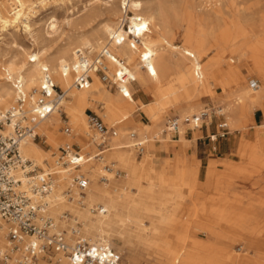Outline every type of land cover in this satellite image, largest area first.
<instances>
[{
	"label": "bare ground",
	"instance_id": "bare-ground-1",
	"mask_svg": "<svg viewBox=\"0 0 264 264\" xmlns=\"http://www.w3.org/2000/svg\"><path fill=\"white\" fill-rule=\"evenodd\" d=\"M7 4L8 7H0L1 29L21 24L31 37L33 48L21 49L14 57L0 55V111L10 110L16 102L17 94L11 84L15 77L22 81L27 93L36 96L47 69L54 82L66 92V98L61 108L39 125V133L46 136L49 145L55 149L76 143L84 151L92 152L99 142L98 134L86 117V110L92 109L106 124L117 129L116 136L108 141L109 151L116 163L129 172L130 179L119 184L106 165L108 158L104 155L95 158L82 168L88 185L81 191L72 186V171L56 169L55 165L48 169L46 172L56 170L58 173L53 190L44 201L51 217L53 214L55 230L67 231V238L75 241L73 229L80 228L84 238L91 243L108 245V249H113L109 244L112 239H119L122 250L133 257L127 264H264V248L260 246L264 229H258L261 223H246L248 230L239 233L243 217L229 218L223 213L221 205L230 203L232 209L238 205L234 206L229 199L223 200V197L231 198L232 194L218 177L215 164H209L205 171L200 166L190 177L181 176V182L187 186L185 190L178 183V176L170 174L167 160L160 169L150 163L153 158L150 152L156 143L182 142L186 146L189 130L197 132L203 122H209L215 108L203 105L204 96L222 109L230 133L247 134L254 126L261 129L252 136V141L239 148L237 162L263 161L264 123L254 125L251 118L258 110L264 112V87L257 89L247 85L243 67L251 63L264 81V21L249 31L227 24L205 28L202 32L192 27L188 40L178 46L169 33L166 11L172 19L192 18L186 12L188 9H182L181 3L153 9L141 0H111L106 2L112 15L111 22L95 29L92 21H85L81 29L86 30L80 32L77 42L56 47L53 45L59 32L56 21L48 25L50 40L39 42L35 37L30 20L37 3L28 5L25 0H7ZM251 11L252 8L246 10ZM124 22L130 31L122 28ZM198 38L202 39L199 41ZM206 39L212 41L210 48L203 43ZM104 48H108L110 57L115 59L106 60V71L111 79L109 84L115 86L116 93L107 91V85L96 74H93L89 89H76L73 68L79 63L78 52L93 58L90 55L94 51L100 53ZM213 50L216 56L210 57ZM117 72L127 76L126 84L119 82ZM133 84L153 102L145 104L136 99ZM216 86L222 89L221 94L215 91ZM120 89L130 97L124 98ZM137 112H142L148 120L137 121L134 118ZM202 112H207L208 117L196 125L194 119ZM61 113L69 119L67 124L72 130L69 135H62L59 128L63 123ZM170 113L179 122L178 140L171 138L172 132L168 129L166 116ZM5 132L10 133L11 127L7 126ZM138 148L139 151L146 149L143 162L134 158L133 152ZM20 150L36 165L47 167L50 159L55 164L56 157L43 151L30 138L22 141ZM229 161L230 158L224 164ZM100 164L106 166L101 168ZM104 174H109L105 181H114V184L105 182L112 192L100 183ZM201 176L203 187L198 185ZM190 180L197 182L196 188L190 186ZM23 187L27 188L26 180H23ZM209 190L213 194L203 197ZM94 200L104 206L91 203ZM208 205L211 214L216 216L211 220L205 210ZM183 208L187 212L181 215ZM95 211L100 214L93 213ZM198 232H204L206 239H199ZM238 237L247 241L254 252L241 255L234 251L231 244ZM0 244L3 248L8 245L5 228H0ZM134 245L141 249L138 255H134ZM42 257L40 264H49V261L50 264L69 263L63 254ZM53 259L57 260L53 263Z\"/></svg>",
	"mask_w": 264,
	"mask_h": 264
},
{
	"label": "built area",
	"instance_id": "built-area-1",
	"mask_svg": "<svg viewBox=\"0 0 264 264\" xmlns=\"http://www.w3.org/2000/svg\"><path fill=\"white\" fill-rule=\"evenodd\" d=\"M122 28L130 31L126 22L122 24ZM78 53L79 63L73 68V86L76 89H89L93 74L98 75L103 84L111 83L106 71V60L115 59L110 57L108 48H104L93 58L81 51ZM117 77L121 84L128 82L124 74L121 76L117 72ZM13 86L17 94L16 102L10 110L0 112V228H5L8 239L5 248L0 244V264H39L40 256L53 254H63L70 264H126L116 249H108L86 240L80 228L73 229L72 238L75 241L67 238V231L55 230V222L44 201L52 192L58 173L56 170L46 172L25 158L20 146L27 138L35 142L43 140L44 136L39 133L38 127L61 108L66 92L54 82L47 69L44 70L36 96L25 91L20 79H15ZM120 91L124 98L130 97L123 89ZM213 111V115L219 118V133L207 136L205 140L217 142L219 139H225L230 132L222 109L215 108ZM207 117L208 113L202 112L200 116L195 117L194 122L198 125ZM88 122L99 136L96 151L86 152L79 144H67L59 148L55 161L56 169L66 168L73 172L72 186L81 191L88 185V179L82 172L83 166L105 155L110 150L109 139L117 134L114 126H106L93 112L88 113ZM167 125L173 136L179 139L178 120L170 119ZM7 126L11 127L10 133L5 132ZM206 126L204 122L200 129ZM64 132L71 134V128L66 127ZM23 180H26L27 188L23 187ZM102 254L104 257H101Z\"/></svg>",
	"mask_w": 264,
	"mask_h": 264
},
{
	"label": "rangeland",
	"instance_id": "rangeland-1",
	"mask_svg": "<svg viewBox=\"0 0 264 264\" xmlns=\"http://www.w3.org/2000/svg\"><path fill=\"white\" fill-rule=\"evenodd\" d=\"M25 1L27 2L28 5L34 2L37 3L34 6V13L31 14L32 16L30 20V25L34 31L36 39L39 42L50 40L47 36L48 25L52 21L57 22L59 27V32L54 37V41H53V45L56 47L63 45L67 42H77L79 40L80 32L86 30V29H81L82 28L81 26L85 21H92L93 28L101 29L105 23L111 22L112 20L111 12L107 10L109 7L108 5H106V2L111 0H25ZM115 1L119 2V0H115ZM141 1L144 3L146 7H150L153 9H157L161 6L173 5V4L175 5L179 3H181L182 9L185 10L188 9L186 10V12L187 13L189 12L188 14L189 15L191 14L190 16L192 18L187 16L186 18L180 17L177 19H172V17L169 15L170 14L169 11H166L168 13L167 18L170 21L169 33L174 36L175 38L174 43L178 46L184 45V43L188 40V35L190 34V29L192 27L202 32L203 29L205 30V28L209 29L217 25L221 27L227 24L232 26L234 25L239 26L240 28L249 31L250 29L257 27L260 23L264 21V0H141ZM4 5L8 7L7 0H0V7L3 8ZM248 8H252L253 11L246 12ZM129 16L132 17L133 13L130 12ZM201 39L202 38H198L199 41ZM211 42H212L211 40L206 39L203 43L205 46L210 48L212 45ZM31 48H33L32 39L29 36V34L25 32L21 24H19L16 27L14 26L9 27L7 30H2L0 26V55H5L7 57H14L17 55V52L19 50L31 49ZM97 54H99V52L94 51L90 56L94 57ZM214 56H216V51L213 50L210 52V57H214ZM207 61L208 59L206 60V62ZM243 71L247 77L246 80L247 85L257 89L264 87L263 79H261V77L257 73V69L254 68V66L251 63H248L246 66H244ZM15 79L18 78L15 77ZM11 84H12V88L14 89L13 86L14 83ZM108 85L107 87L105 86L106 90L109 91L110 93H116V88L111 84ZM133 86L135 89L134 97L136 99H139L142 97V95H144L145 98L142 99V101L145 104H151L153 102V99L145 95L142 91H140V89L136 84H133ZM215 91L218 94L222 93V89L219 86H216ZM201 102L207 108H209V106H211V108H220L218 106L213 105L211 103V100L205 96L203 97ZM90 111L92 112V109L87 110L88 113ZM0 112H4V111H0ZM87 112L86 114L88 115ZM213 112L214 111L211 112V119L209 120V122L207 123L205 122L207 126L203 128L206 130L209 127L211 129L212 134L217 132L219 133V131L217 130V124L219 123V118L215 117L213 115ZM173 113H170L166 117L169 120L173 119L175 116ZM255 113L251 118L252 123L254 125H256L254 123V118H253ZM141 114L142 112H137L134 115V118L137 121L148 120L146 117H143ZM61 120L63 121V123L59 128L62 132V135L63 134L65 135L64 132L65 128L69 126L67 124L69 119L67 118V115L65 113H61ZM263 123H264V119L262 122H260L257 125H262ZM104 124L108 127H112L110 124H106V123ZM260 130H261L260 128L254 126V127H250V130L247 132V134H244L243 132H231L226 138L231 137L232 142H234L236 146L241 148L248 141H252L253 140L252 136L255 134V132ZM198 133H199L198 131L197 132L193 131V134L195 135H197ZM211 133H209L208 136H211L212 135ZM189 136L190 135H187V138H189ZM191 137L193 139V142H188L186 146L182 142H179L178 144L174 142H170V143L160 142V143H156L153 149L155 148L163 149L164 147L169 148L168 146L170 145L173 147H180V145L182 144V146H185L187 148L186 151H188L193 146V144L196 143V141H198V139L201 138L203 142L205 141L203 132L199 134L198 137L197 136L196 137L191 136ZM173 138L175 140H178V137L176 138L173 136ZM206 142L208 144L214 143V142H210L209 140H207ZM35 143H37L43 151L48 152L50 155H53L54 157H57V155L59 154V149H55L52 146H50L49 143L47 142L46 136L43 137L42 141H37ZM140 148L136 149L134 152L133 151L131 152H133L136 161L143 162L144 159L146 158V149L143 148L144 150L139 151ZM239 155L240 154L238 151V157H240ZM104 156L108 158L106 161L107 163L106 165H108V167L111 169L110 172L111 175H115V179L117 183L121 184L123 180L130 179L128 177L129 174L128 170L116 163V160L113 159L112 157L111 151H108ZM234 157L235 156H231L232 160L229 161L228 165L224 164L227 160L220 161L224 164L225 168L223 169V171H218V177L223 181L229 193L232 194L231 198L223 197V200L226 201L225 199L227 200L229 199V201L233 203L234 206L235 205L238 206L237 208L232 209L231 204L226 203L221 205L220 209L229 218L234 217L236 219H240L241 217L242 219L243 217L244 222H242L243 226L240 227V229L238 230L239 233L244 232V230H248V227H246V225H249L251 223L253 224L261 223L258 229L263 230L264 229V159H262L263 160L262 162L245 164L235 161V159H233ZM53 161H54L53 159H50L51 163L50 165L48 164L47 167L39 164L38 166L44 168L45 171H47L48 169L50 170L51 168H53V166L55 165L52 164ZM194 162L196 166H194L195 169L193 170L192 174H196L200 166L203 167V163L201 161L195 160ZM150 163L153 164L156 169L161 168V166L155 165L154 156L151 159ZM210 163L215 164L217 166V161L213 160L210 161L208 164ZM198 164L199 166H197ZM106 165L100 164V167L104 168ZM104 175L105 178H103L104 180L100 181V183L103 187L108 188L109 191L112 192V188L107 186L106 183L114 184V181H110V182L105 181V179L109 177V174H104ZM180 185L183 188H185V190H187V186H185L183 182H180ZM198 185L199 187L201 186L203 187L201 183H198ZM81 194L83 193L81 192ZM212 194H213L212 191L210 192L209 190V192L207 193L205 192L202 196L206 198L207 196H210ZM87 198L89 199L88 194H87ZM91 203L101 205L102 207L104 206V204L99 200H94ZM79 205L81 206L80 203ZM205 210L207 211L208 217H211L209 218L210 220L216 217L211 214L212 212L210 205H208ZM186 212L187 209L183 208L181 215H184ZM93 213L97 215L100 214V212L98 211H95ZM232 235L235 236L233 233ZM196 236L202 240L206 239V234L204 232H198L196 233ZM261 238L262 240H260V246L264 248V232L262 233ZM109 244L110 246L113 247V249H116L118 254L122 256L123 261L126 264L129 262V260L133 258L131 254H128L126 251L122 250V244L119 239H116L115 241L112 239ZM231 246L234 251H237V253L241 255L251 254L254 252L251 249V247H249V245L247 244V241L239 237L236 241H234L231 244ZM108 247L109 246L107 245L106 248ZM133 248H134V255H138L141 250L140 247L134 245ZM51 256H54V254ZM56 260L57 259H53V263ZM48 263L50 264L52 262L49 261Z\"/></svg>",
	"mask_w": 264,
	"mask_h": 264
},
{
	"label": "crops",
	"instance_id": "crops-1",
	"mask_svg": "<svg viewBox=\"0 0 264 264\" xmlns=\"http://www.w3.org/2000/svg\"><path fill=\"white\" fill-rule=\"evenodd\" d=\"M144 98H145L144 95H142V97L139 99L142 101V99H144ZM87 110H89V109H87ZM87 110H86V112H87ZM93 113H95V112H93ZM87 116L88 115L86 114V117ZM253 118H254V123L256 125L259 124L264 119V112L258 110L255 113ZM103 122H104V120H103ZM198 132L199 133L197 135H195V134H193V131L189 130L188 135H190V136L188 138V142H193V139L191 136H193V137L197 136L198 137L199 134H201L202 132L204 133V137L206 138L209 135V133H211V129L208 127L206 130L203 129L201 131V129H200ZM171 138L173 140H175L173 138L172 134H171ZM206 141L207 140H205L203 142L201 140V138L198 139V141H196V143H194L193 146L188 151H186L187 148L185 146L180 145V147H173L170 145V146H168L169 148H167V147H164L163 149L155 148L154 151L153 152L151 151L150 153L151 154L153 153L156 166H162L164 164L165 160H167L169 172L171 175L178 176V183L181 182V176L190 177L192 175V172L195 169L194 166H196L195 162H194L195 160L201 161L203 163V167H202L203 171L206 170V167L209 165L208 163L210 161H213V160L218 161L217 162V170L218 171H223V169L225 168L224 164L220 161H226L229 158L231 161V156H235V161H238L239 147L236 146L234 142H232L231 137H228V138L222 139V140H218L217 142L209 143V144ZM96 148L97 147L95 145V149L92 151V153H94L96 151ZM228 164H229V162L227 163V165ZM197 166H199V164ZM201 178H202V176L199 178V183L201 182V184L203 185L204 179H201ZM190 186L192 188H194V187L196 188L197 182L193 183V181L190 180ZM52 217H53V214H52Z\"/></svg>",
	"mask_w": 264,
	"mask_h": 264
}]
</instances>
